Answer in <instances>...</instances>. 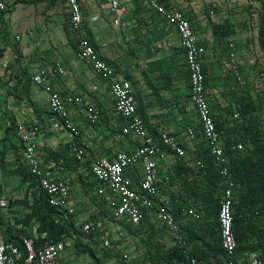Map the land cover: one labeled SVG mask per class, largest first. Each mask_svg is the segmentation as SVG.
Returning a JSON list of instances; mask_svg holds the SVG:
<instances>
[{
    "label": "crops",
    "instance_id": "0c3cea01",
    "mask_svg": "<svg viewBox=\"0 0 264 264\" xmlns=\"http://www.w3.org/2000/svg\"><path fill=\"white\" fill-rule=\"evenodd\" d=\"M78 1L84 24L80 32H75L70 25L67 0H49L53 3L52 14L56 15L57 11L64 9L65 14L69 13L68 38L57 40L56 48L53 47V38L61 24L48 21V0L23 1L11 6L6 13L0 11V145L3 150L9 144L6 141L9 135L7 128L16 129L20 121L36 124L40 130L37 143L43 168L55 178L68 179L71 184V206L75 209V216L71 219L74 222L104 221L106 232L117 241L114 248L108 250L102 247L99 238L96 237L99 245L87 239L84 244L91 246L94 251L85 253L89 257L85 256V263L81 262V256L79 258L74 252L73 240L68 237L61 223L57 219L40 220L37 211L41 193L34 184L22 183L21 168L25 166L18 158L19 142L16 154L10 151L5 162L0 160V197L9 200L6 210L0 208V240L14 243L16 239L31 236L37 244H42L47 238L55 240L63 235L67 247L61 258L62 264H92L94 261L97 264H121L119 258L124 259V254L130 257V261L124 259L126 262H136L150 253L151 246L163 245L166 249H173L179 245L154 211H147L142 223L130 228V224L113 218V197L109 194L98 195L100 184L90 172V163L97 158L112 160L119 152L131 153L139 144L132 136L122 134L127 122L115 110L111 85L94 72L90 63L78 59V42L80 38H85V31L89 32L95 46L91 45L98 57L109 63L119 78L133 87L136 104L144 113L145 120H142L148 132L158 137L169 134L185 149V157L180 158L171 153L167 161L159 162L157 169L160 181H163L160 199H169L173 208L180 203L184 216L189 215L190 209L198 212L203 205L196 184L202 171L196 167V161L204 152L198 112L189 98L190 73L186 54L179 45L176 30L167 28L163 18L148 7L147 0H119V13L113 12L106 0ZM159 1L167 9L183 12L197 38L205 46L207 53L203 67L207 73L209 102L213 113L221 115L233 103L232 97L230 99L226 95L233 94L249 83L246 78L247 66L251 63L247 59L249 55L243 54L245 59L240 55L241 45L235 40H229L223 50L222 44L215 42V38L205 36L211 32L210 35L216 37L215 28L220 27L215 24L211 27L204 16L208 0ZM60 16L55 18L61 20ZM230 43L235 45L233 49ZM212 46L215 47L213 54L210 51ZM231 52H235L241 62L244 83L240 86L234 83L227 69ZM14 60H17V65L13 63ZM58 64L64 69V74L58 72ZM213 64L218 67L216 77L210 71ZM42 70L47 72V84L59 92L62 98L80 96L86 100L85 105L97 108L101 112L100 122L90 124L84 107L74 105L69 107L70 117L78 134L74 136L68 131L52 129L49 122V95L45 86H38L32 81V76ZM28 78L30 83L27 82ZM15 87L18 96L13 94L12 89ZM191 129L195 133L194 140L188 133ZM75 141L85 144L83 163L74 161L71 154L70 145ZM222 144L225 147L223 141ZM137 169L142 178V164ZM175 170L181 172L180 178L176 183L164 186L166 176L172 178ZM243 208L236 196L233 212L240 221L244 216ZM251 212L249 210L245 218ZM263 216L264 207V220ZM238 227L243 229L246 224L243 226L240 223ZM181 233L187 242L182 228ZM199 246V241L192 240L184 248L199 252Z\"/></svg>",
    "mask_w": 264,
    "mask_h": 264
},
{
    "label": "built area",
    "instance_id": "2783aa9c",
    "mask_svg": "<svg viewBox=\"0 0 264 264\" xmlns=\"http://www.w3.org/2000/svg\"><path fill=\"white\" fill-rule=\"evenodd\" d=\"M30 0H4L0 2V11L7 12L16 3ZM111 10L120 12L119 0H106ZM70 8V25L75 32L83 29L82 10L78 0H67ZM148 7L163 18L167 28H174L179 36V45L185 51L186 63L190 73L189 78V98L198 112L201 125L202 138L206 142L210 155L221 166V175L225 179L226 187L223 191L219 209V226L223 247L229 257L226 264H235L232 257L237 248L234 235V188L235 181L229 170V159L225 154L220 132L217 130L215 120L211 113L209 93L206 87L205 71L203 67L204 57L207 53L205 46L197 38L190 21L183 12L170 10L163 6L159 0H147ZM97 18H94L96 20ZM118 23V20L116 21ZM1 28V26H0ZM235 45L230 43V48ZM77 57L80 61L88 62L92 65L95 73L100 78L108 81L111 85V94L115 102L116 112L126 120L122 128V134L132 136L138 141V147L131 153L119 152L115 158H97L90 165V172L100 184L98 195L109 194L114 200V219L124 221L132 226H138L144 219L147 211H154L158 219L166 226L174 240L181 247H185V241L181 227L175 216L171 212V201L160 199L161 183L158 176V164L167 161L169 154H174L180 158L186 156L185 149L171 135L162 134L160 143L148 132L144 121L137 112V104L133 92V87L116 74L115 69L107 62L101 60L95 48L87 38H80L78 42ZM231 72L234 83L238 86L244 83V76L241 69V62L235 52L230 53V63L227 67ZM57 70L64 74V69L58 64ZM47 72L40 71L32 76V81L38 86H45V91L49 95L50 125L56 131H68L72 135L78 134L70 117V106L80 105L85 109V115L90 124H97L101 120V112L91 105H84V99L80 96H68L62 98L59 92L47 84ZM234 119L240 116L236 113ZM16 133L20 140L19 160H21L28 171L35 177L36 189L45 195L46 205L55 208L65 219L75 216V209L71 206V184L68 179L55 178L42 166L37 137L40 132L36 124H29L20 121L16 125ZM191 139H196L194 131L189 130ZM243 149L242 144L236 147ZM235 149V147H232ZM72 156L79 163L85 162V144L75 141L70 145ZM142 164V178L136 173L134 177L130 175L135 172L137 166ZM198 169L204 168V162L196 161ZM137 181L135 182V179ZM171 177L166 176L164 186L170 185ZM9 207V200L0 197V208L6 210ZM189 215L195 219L200 218V214L193 209L188 211ZM76 228L87 236L99 238L101 245L105 249H113L117 239L111 238L106 232L105 222L75 220ZM1 231V226H0ZM123 233L120 234L122 238ZM25 248V259L22 264H62L61 258L66 251V238L60 235L55 240H44L42 244H37L31 236L22 237ZM123 258L130 261L127 254ZM22 259V250L19 246L0 240V264H18ZM188 264H197L196 259L188 258ZM250 264H264V260L252 253L248 259Z\"/></svg>",
    "mask_w": 264,
    "mask_h": 264
},
{
    "label": "trees",
    "instance_id": "16d2710c",
    "mask_svg": "<svg viewBox=\"0 0 264 264\" xmlns=\"http://www.w3.org/2000/svg\"><path fill=\"white\" fill-rule=\"evenodd\" d=\"M248 1L259 3L260 6L258 42L261 51L264 53V0ZM218 30H220V27L215 28V33H217ZM84 34L85 38L89 39L91 44L95 46L89 32L85 31ZM1 54L0 51V55ZM205 78L206 86H208L206 72ZM29 81L30 78H28L27 82L30 83ZM16 85L18 87L20 82ZM17 87L12 89L14 95H16ZM262 92L264 93V91ZM233 95L235 94L233 93ZM263 107L264 96L262 94H252L249 86H246V89H242L238 95H235L233 103H231L228 108L226 107L227 109L223 110L221 115L214 114L211 110L217 130L220 132L225 146V154L229 159L230 173L235 181L234 199L237 196L241 205L244 207V216L241 221L234 213L235 220L233 230L237 248L232 259L235 264H250L248 258L251 253H256L259 259L264 260V220L262 218V207H264ZM137 112L140 117L145 120L144 113L138 106ZM236 113L239 114V119H234L233 116ZM228 117L231 119L230 121ZM7 129L11 137L8 138L9 135L7 136L6 141H9V144H7L6 148L3 147L2 150V144L0 145L1 162H5L8 152L12 151L16 154L19 148L18 142L20 143L17 133L13 134L14 130L16 131L17 129ZM150 133L158 143L161 142L158 135L153 132ZM201 144L204 152L200 154L201 157L199 159L204 162V168L200 169L202 171L199 175L200 180L196 183L200 189L199 197L203 202L201 209L197 210L200 214V218L195 219L189 215L184 216L182 213L184 211L182 205L179 203V206L177 205L173 208L171 202V212L180 224L187 242L189 243L192 240L199 241V252H190L188 249L180 246H176L173 249H166L163 245H157L151 246L150 253H147L145 257L140 260L138 259L136 262L131 260V263H129L119 258L121 264H188V258L196 259L197 264H226V262L229 261V257L222 244L218 218L220 201L226 187L225 179L220 172L221 166L210 155L206 142L203 140ZM238 144L243 145L242 150L236 148ZM232 147H235V149H232ZM74 161L77 162L75 158ZM179 165L181 164L179 163ZM136 173L140 176L137 168L135 172H131L130 175L134 177ZM180 173V171L175 170V176L171 178L170 184L176 183V180L180 178ZM21 175L23 184L28 183L37 186L35 177L32 176L26 167L21 168ZM208 175H211V177ZM213 176L214 179L212 178ZM179 184L180 182L178 185ZM40 193L37 211L40 220L49 221L57 219L61 223V227L66 231L68 237L71 238L73 242L75 240L76 244H79H75L76 247L78 246L76 249L82 251L81 253H93L94 249L83 242L81 243L80 240L89 239L96 245H99V240L96 239L95 236L82 234L76 228L74 220L71 218L65 219L61 212L46 205L45 195L42 191H40ZM174 209L175 212L173 211ZM249 210H252V212L245 218ZM256 213L258 214L255 215ZM240 223L241 225L243 223V226L246 224V227L243 229L239 228L238 226ZM130 226V228H134V226ZM77 237H80V240H78ZM12 244L19 246L22 250V259L18 262V264H22L26 254L22 239H16ZM146 244H148V242H146ZM103 251L108 252L105 249Z\"/></svg>",
    "mask_w": 264,
    "mask_h": 264
},
{
    "label": "rangeland",
    "instance_id": "374dc122",
    "mask_svg": "<svg viewBox=\"0 0 264 264\" xmlns=\"http://www.w3.org/2000/svg\"><path fill=\"white\" fill-rule=\"evenodd\" d=\"M49 6L46 10V17L48 21H52V23L59 22L61 26H59L58 32L54 35V46L57 44V40H65L68 38V23H69V13L65 14L64 10L57 11V14H52L54 12L53 3L49 2L46 4ZM52 7V8H51ZM213 11V13H211ZM259 14H260V6L259 3L250 2L248 0H208L207 8L205 9L204 16L210 22L211 27L220 26V30L217 31V35L211 36V32H207L205 34L209 39L215 38L214 41L222 44L223 50L225 49L227 42L229 40H235L241 45V54L240 55H249L247 59L251 61L248 63L246 70V78L249 81L244 87L238 88L237 91H234V94L238 95L242 89H246V86H249L252 94H262L264 96V53L261 51L259 42H258V30L260 27L259 23ZM61 15V16H60ZM56 16L62 17V19L55 18ZM60 20V21H59ZM65 21V24L63 23ZM57 24V23H56ZM219 24V25H218ZM213 35V33H212ZM56 48V47H55ZM215 47L212 46L210 48L211 54L214 53ZM75 49V48H74ZM222 50V49H221ZM78 52V51H77ZM222 52V51H221ZM243 58L245 59V56ZM224 57V56H223ZM13 63L15 65L18 64L17 60H14ZM212 75L218 76V67L213 64L211 66ZM209 75V74H208ZM27 77V76H25ZM212 85V80L211 84ZM225 94L227 90L224 91ZM235 95L227 94L226 97H232V101H234ZM231 99V98H230ZM86 100L84 101V105ZM264 108V107H263ZM233 116V115H232ZM264 116V109H263ZM80 240V237H77ZM87 240L81 239L80 242L84 243ZM76 241L73 242L74 252L79 256H81V262L85 263V256H88L85 253L82 255L79 254L78 249H76ZM76 244V245H75ZM75 246V247H74ZM81 253V252H80ZM89 257V256H88ZM92 261V260H90ZM92 264H97L94 261Z\"/></svg>",
    "mask_w": 264,
    "mask_h": 264
}]
</instances>
